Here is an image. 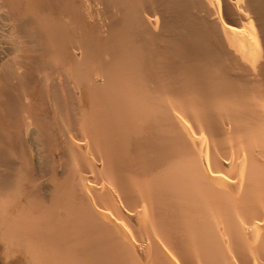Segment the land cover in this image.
<instances>
[{
    "label": "bare ground",
    "instance_id": "6f19581e",
    "mask_svg": "<svg viewBox=\"0 0 264 264\" xmlns=\"http://www.w3.org/2000/svg\"><path fill=\"white\" fill-rule=\"evenodd\" d=\"M0 264H264V0H0Z\"/></svg>",
    "mask_w": 264,
    "mask_h": 264
}]
</instances>
